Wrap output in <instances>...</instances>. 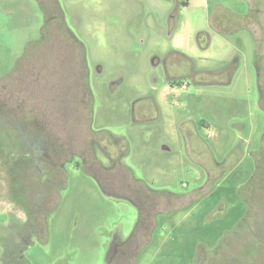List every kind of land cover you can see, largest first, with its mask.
Here are the masks:
<instances>
[{
    "label": "rangeland",
    "instance_id": "obj_1",
    "mask_svg": "<svg viewBox=\"0 0 264 264\" xmlns=\"http://www.w3.org/2000/svg\"><path fill=\"white\" fill-rule=\"evenodd\" d=\"M182 1L59 0L88 62L102 69L90 78L93 129L128 139L125 162L151 189L183 194L161 202L174 212L150 219L155 228L136 237L149 242L133 264H264V0ZM43 20L33 0H0V93L17 92L30 72L41 75L34 91L43 97L50 82L61 94L73 86L69 64L58 66L69 49L57 45L55 31L31 43ZM173 68L182 72L176 87L154 88L153 74ZM1 100L0 108L15 111ZM64 110L67 130L78 134L75 102ZM90 172L66 166L45 229L23 253L27 264H104L113 238H129L137 211L120 195L137 185L124 186L126 175L111 171L104 178L114 188L100 186ZM24 175L32 189L30 171ZM10 176L0 161V246L6 214L24 218L11 202Z\"/></svg>",
    "mask_w": 264,
    "mask_h": 264
},
{
    "label": "flooded vegetation",
    "instance_id": "obj_2",
    "mask_svg": "<svg viewBox=\"0 0 264 264\" xmlns=\"http://www.w3.org/2000/svg\"><path fill=\"white\" fill-rule=\"evenodd\" d=\"M33 1L40 8L44 20L39 26L38 38L31 43L36 42V45H41L48 41L51 31H55L57 45L69 49L67 53L61 54V63L58 66L61 67L62 63L69 64L67 74L72 77L73 86L68 88L67 94H61L59 84L55 81L50 82L47 97H43V94L34 91L35 85L41 83V75L30 72L31 74L26 76L27 81L17 92L0 93L3 105L10 103L15 107V111L9 107L0 108V161L3 169L5 167L11 175L10 185L16 188V195L12 196L14 200L11 202H14L24 214L22 220L14 219L12 214H6L7 225L1 229L3 234L0 264L28 263L23 253L32 245L34 238L42 235L46 225V214L55 207L61 190L65 187L68 164L75 169H83L87 172L90 170V175L100 186L114 188L115 184L104 178L111 171L114 173L121 171L126 175L127 181H124V186L130 187L133 183L137 185L133 187L134 189H128L126 193L123 191L120 195L121 198L133 203L137 211V220L132 232L128 239L120 236L113 238L104 262V264H133L144 245L149 242L148 238L140 245L136 242V237L149 235L155 228V224L153 227L150 225L151 218L155 220L174 212L167 213L166 208L161 209V202L166 200L167 195L180 197L183 194L151 189L133 174L132 168L125 162L129 154L128 139L110 130H104V133H101L100 130L93 129L96 100L90 78L92 73H101V66L98 63L88 62L82 42L64 22L59 0ZM240 54L241 52H237L234 60H237ZM26 59V55L18 58L19 63H23ZM163 62L158 59V62H153V65L156 67ZM223 71L220 70L219 73ZM179 74L182 72L173 68L172 72L166 70L161 75L154 73L151 81L154 88L161 85V91L163 88L171 90L176 87ZM119 83L118 80L113 81L110 89L112 90ZM218 83L221 82L218 81ZM181 87L184 88V85ZM258 88L259 102H263V91L259 84ZM73 90L76 92L73 93ZM40 100L47 101L48 108L40 103ZM66 101H74L76 104L79 115L76 126L80 128L78 134L67 130L68 117L64 110ZM25 105L32 107L35 112L31 111L32 115L25 114L22 108ZM149 107L150 111H156L155 99H152ZM143 111L148 114L147 108ZM142 119L148 120L144 116L139 118L140 121ZM58 121L60 122L57 123ZM163 146L169 150L165 145ZM261 159L260 171L264 161L263 157ZM24 171L31 173L32 189L25 183V179L27 181L28 179ZM255 175L261 176L260 173ZM195 191L197 189L193 192Z\"/></svg>",
    "mask_w": 264,
    "mask_h": 264
},
{
    "label": "trees",
    "instance_id": "obj_3",
    "mask_svg": "<svg viewBox=\"0 0 264 264\" xmlns=\"http://www.w3.org/2000/svg\"><path fill=\"white\" fill-rule=\"evenodd\" d=\"M181 5L186 6V5H187V2H186L185 0H183V1L181 2ZM260 104H262L261 109H262L263 112H264V105H263V102L261 101ZM263 165H264V164H263ZM256 169L259 170L258 168H256ZM262 169H263V168H262ZM259 171H260V170H259ZM260 173L262 174L263 171L261 170ZM258 174H259V172H258ZM262 177H263V174H262ZM1 241H2V240H1Z\"/></svg>",
    "mask_w": 264,
    "mask_h": 264
}]
</instances>
